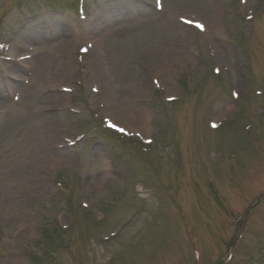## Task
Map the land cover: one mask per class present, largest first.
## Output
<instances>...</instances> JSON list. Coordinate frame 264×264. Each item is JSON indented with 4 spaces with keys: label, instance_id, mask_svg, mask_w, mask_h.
Masks as SVG:
<instances>
[{
    "label": "rangeland",
    "instance_id": "374dc122",
    "mask_svg": "<svg viewBox=\"0 0 264 264\" xmlns=\"http://www.w3.org/2000/svg\"><path fill=\"white\" fill-rule=\"evenodd\" d=\"M0 264H264V0H0Z\"/></svg>",
    "mask_w": 264,
    "mask_h": 264
},
{
    "label": "snow or ice",
    "instance_id": "6c2138e0",
    "mask_svg": "<svg viewBox=\"0 0 264 264\" xmlns=\"http://www.w3.org/2000/svg\"><path fill=\"white\" fill-rule=\"evenodd\" d=\"M202 27V26H201ZM111 126V125H110ZM121 131H123V130H121Z\"/></svg>",
    "mask_w": 264,
    "mask_h": 264
},
{
    "label": "bare ground",
    "instance_id": "6f19581e",
    "mask_svg": "<svg viewBox=\"0 0 264 264\" xmlns=\"http://www.w3.org/2000/svg\"><path fill=\"white\" fill-rule=\"evenodd\" d=\"M140 3V2H139Z\"/></svg>",
    "mask_w": 264,
    "mask_h": 264
}]
</instances>
